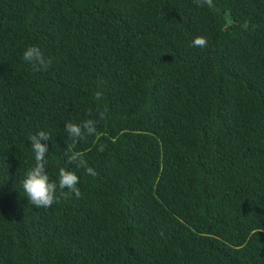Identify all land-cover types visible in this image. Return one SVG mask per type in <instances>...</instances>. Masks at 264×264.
Segmentation results:
<instances>
[{
	"label": "trees",
	"instance_id": "trees-1",
	"mask_svg": "<svg viewBox=\"0 0 264 264\" xmlns=\"http://www.w3.org/2000/svg\"><path fill=\"white\" fill-rule=\"evenodd\" d=\"M38 130L94 172L48 208ZM0 264H264V0H0Z\"/></svg>",
	"mask_w": 264,
	"mask_h": 264
},
{
	"label": "clouds",
	"instance_id": "clouds-1",
	"mask_svg": "<svg viewBox=\"0 0 264 264\" xmlns=\"http://www.w3.org/2000/svg\"><path fill=\"white\" fill-rule=\"evenodd\" d=\"M200 3L211 7V0H199ZM206 39L204 37L194 38L193 47H204ZM24 62L33 67H47L50 61L45 59L41 49L37 46H26L22 52ZM99 95V93H97ZM105 118L103 112H98L96 118L82 120L79 123L68 120L64 124V129L71 138L73 146L78 142L97 134L99 123ZM30 151L33 164L25 171L23 179L20 181L24 196L36 208H48L57 199L58 190L60 193H70L75 197L80 196L78 188L79 176L75 169L84 168L91 175L93 169L87 166L86 161L76 153H66V167H60L56 174V179L52 180L46 170L47 155L49 152L47 141L50 136L44 130H38L29 136ZM44 141L45 143H42Z\"/></svg>",
	"mask_w": 264,
	"mask_h": 264
}]
</instances>
